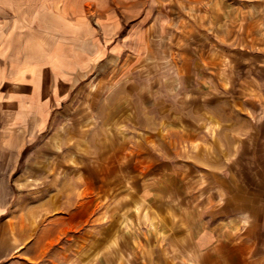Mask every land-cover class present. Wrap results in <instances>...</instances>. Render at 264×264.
Returning <instances> with one entry per match:
<instances>
[{"label":"rangeland","instance_id":"1","mask_svg":"<svg viewBox=\"0 0 264 264\" xmlns=\"http://www.w3.org/2000/svg\"><path fill=\"white\" fill-rule=\"evenodd\" d=\"M144 1L117 12L144 20L142 55L97 60L54 104L44 73L40 125L15 121L30 107L8 62L26 37L29 54L50 55L52 29L41 44L35 25L71 19L68 3L0 0V264L261 263L242 215L221 223L227 250L198 237L205 211L264 173L247 120L264 102V0Z\"/></svg>","mask_w":264,"mask_h":264},{"label":"crops","instance_id":"2","mask_svg":"<svg viewBox=\"0 0 264 264\" xmlns=\"http://www.w3.org/2000/svg\"><path fill=\"white\" fill-rule=\"evenodd\" d=\"M66 1L68 3L66 12L71 19L58 20L54 30L47 24L35 25L41 26V29H38L40 34L38 43L41 44L45 42L46 34L49 35L48 32L52 29L49 37L54 39L55 45L50 55L45 54L46 52L29 54L30 51L27 49L31 46L26 47V37L23 40V54H12L8 62L11 80L20 75L17 79L22 92L18 94V107L31 109L23 110L24 113L20 112L19 116H16L15 121L18 124L31 122V115L40 125L48 121L46 107L43 108V114L38 111L43 101H48L42 89L44 73L49 71L55 79L53 94L50 96V104H54L65 99L68 91L80 82L79 76L89 74L95 68L97 60L106 58L123 60L129 55L137 58L145 50L144 20H133L134 22L129 24L127 19L121 18L117 13L119 10H125L142 14L146 8L144 0ZM155 5L156 2L152 0L150 9L155 8ZM125 25H129L130 28L123 34ZM42 26L45 28L42 29ZM54 61L57 67H54ZM16 101H13L14 106ZM247 111L250 130L258 131L256 136L264 139V102L250 100ZM2 153L5 155L3 159L11 156L14 160L18 155L16 147H6ZM236 193L237 196L229 197L224 204L216 203L203 213L206 228L198 237V247L206 252L227 250L228 245L223 241L225 233L221 229V223L226 217L235 219L242 215L249 223L243 232L246 244L259 259L258 262L264 264V173L255 174L253 187Z\"/></svg>","mask_w":264,"mask_h":264},{"label":"bare ground","instance_id":"3","mask_svg":"<svg viewBox=\"0 0 264 264\" xmlns=\"http://www.w3.org/2000/svg\"><path fill=\"white\" fill-rule=\"evenodd\" d=\"M1 192H2V190L0 189V193H1ZM3 194H4V192H3ZM3 194H2V195H3Z\"/></svg>","mask_w":264,"mask_h":264}]
</instances>
